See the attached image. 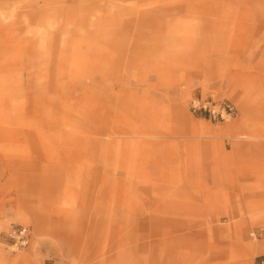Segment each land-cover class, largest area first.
Here are the masks:
<instances>
[{
  "label": "rangeland",
  "instance_id": "obj_1",
  "mask_svg": "<svg viewBox=\"0 0 264 264\" xmlns=\"http://www.w3.org/2000/svg\"><path fill=\"white\" fill-rule=\"evenodd\" d=\"M263 257L264 0H0V264Z\"/></svg>",
  "mask_w": 264,
  "mask_h": 264
},
{
  "label": "built area",
  "instance_id": "obj_2",
  "mask_svg": "<svg viewBox=\"0 0 264 264\" xmlns=\"http://www.w3.org/2000/svg\"><path fill=\"white\" fill-rule=\"evenodd\" d=\"M191 110L193 112H200L208 117H220L222 119L231 118L234 116V109L229 103H211L205 100L194 99L191 101ZM11 235L21 243H26L24 239L25 229L19 228L13 230ZM257 264H264V257L260 258Z\"/></svg>",
  "mask_w": 264,
  "mask_h": 264
},
{
  "label": "crops",
  "instance_id": "obj_3",
  "mask_svg": "<svg viewBox=\"0 0 264 264\" xmlns=\"http://www.w3.org/2000/svg\"><path fill=\"white\" fill-rule=\"evenodd\" d=\"M260 144H263V143H256V142L253 141V146H255V145H258L259 146ZM244 145H246V144L244 143Z\"/></svg>",
  "mask_w": 264,
  "mask_h": 264
}]
</instances>
